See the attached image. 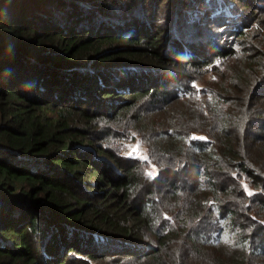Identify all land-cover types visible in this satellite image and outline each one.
I'll return each mask as SVG.
<instances>
[{
	"label": "trees",
	"instance_id": "1",
	"mask_svg": "<svg viewBox=\"0 0 264 264\" xmlns=\"http://www.w3.org/2000/svg\"><path fill=\"white\" fill-rule=\"evenodd\" d=\"M226 1L0 0V264H264V8Z\"/></svg>",
	"mask_w": 264,
	"mask_h": 264
},
{
	"label": "rangeland",
	"instance_id": "2",
	"mask_svg": "<svg viewBox=\"0 0 264 264\" xmlns=\"http://www.w3.org/2000/svg\"><path fill=\"white\" fill-rule=\"evenodd\" d=\"M220 2L221 1H219V6H218L217 10H222L221 7H220ZM226 2H227V6H223V7H226L223 10L227 11V13L229 15H231V13L229 12V11H231L230 8L233 9V13L236 12V9L238 10L235 2L232 3L229 0H227ZM255 2H256V5L258 7L264 8V0H255ZM247 11L250 12L248 9L244 8V10L241 11V12H243V15H244V13L247 12ZM241 12H239V14H238V12L235 13L236 17L238 18L240 23H242V13ZM254 14L255 13H253V18L250 21H248V24L254 23ZM239 17H240V19H239ZM262 18L264 19V11L262 12ZM254 25L255 24H253V26ZM230 32H231V30H227V33L225 35H228L229 36V40L230 41L233 40V42H234V39L236 38V36L231 35ZM210 61H211V64H210V66L206 67L207 71L203 75L204 77H203L202 81H200L198 83V86H203V87L207 86L208 87L207 83L213 77V73H212V71H210L212 69V67L213 68L214 67H218V69L221 71V74L224 76V72L226 71V70H224V67L232 65V64H230L229 61H226L224 59H220L218 57V55L216 57L210 59ZM118 130L121 133L130 132L129 134H127L128 136L126 138L122 139L119 142V145L121 146L122 153H124L127 156L137 157V158H139L141 160H145V161L149 162V164L147 166V173L151 177H156L158 175V173H159V167L152 162L151 155H150V152H149V148L146 145L145 141L142 139V137L137 133V131L128 129V127H127V129L123 128V127H120V128H118ZM195 136L204 137V138L206 137V135H204V134H195ZM243 182H244L243 183L244 187L246 188V190L250 194L252 192H254V189L251 187V185L248 182H246V181H243Z\"/></svg>",
	"mask_w": 264,
	"mask_h": 264
}]
</instances>
